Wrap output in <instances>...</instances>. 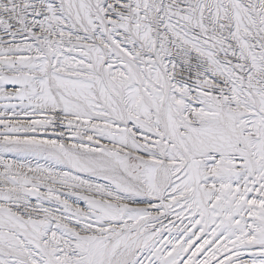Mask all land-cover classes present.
Wrapping results in <instances>:
<instances>
[{
  "label": "snow or ice",
  "instance_id": "6c2138e0",
  "mask_svg": "<svg viewBox=\"0 0 264 264\" xmlns=\"http://www.w3.org/2000/svg\"><path fill=\"white\" fill-rule=\"evenodd\" d=\"M0 264H264V0H0Z\"/></svg>",
  "mask_w": 264,
  "mask_h": 264
}]
</instances>
